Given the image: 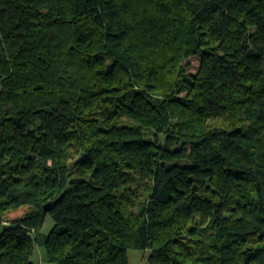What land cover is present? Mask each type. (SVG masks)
<instances>
[{"label": "trees", "instance_id": "obj_1", "mask_svg": "<svg viewBox=\"0 0 264 264\" xmlns=\"http://www.w3.org/2000/svg\"><path fill=\"white\" fill-rule=\"evenodd\" d=\"M36 244L264 264V0H0V264Z\"/></svg>", "mask_w": 264, "mask_h": 264}, {"label": "rangeland", "instance_id": "obj_2", "mask_svg": "<svg viewBox=\"0 0 264 264\" xmlns=\"http://www.w3.org/2000/svg\"><path fill=\"white\" fill-rule=\"evenodd\" d=\"M199 57L198 56H193L191 58L186 59L185 61H183V63L187 62L188 65L186 66V72L189 74H194V72L199 68ZM124 122H127V120H125ZM144 183H146V181H144ZM143 189V184H140V187L138 188L136 195L140 197V194L142 192ZM24 212H26V208H19L16 210H12L11 212H7L4 215V220L5 221H11L13 218H18L24 215ZM51 223V220L49 218V216L46 217L43 227L44 230L48 229L49 224ZM42 227V228H43ZM198 233L202 236L205 235V230L200 227L197 229ZM146 254L147 251H139V250H135V249H131L128 251L127 253V257H128V264H147L146 261Z\"/></svg>", "mask_w": 264, "mask_h": 264}, {"label": "crops", "instance_id": "obj_3", "mask_svg": "<svg viewBox=\"0 0 264 264\" xmlns=\"http://www.w3.org/2000/svg\"><path fill=\"white\" fill-rule=\"evenodd\" d=\"M52 223L49 224L48 229L44 230V227L40 230L41 235H47L50 229L52 228ZM32 264H52L48 263L44 258V250L39 244L33 246V252L29 258Z\"/></svg>", "mask_w": 264, "mask_h": 264}, {"label": "water", "instance_id": "obj_4", "mask_svg": "<svg viewBox=\"0 0 264 264\" xmlns=\"http://www.w3.org/2000/svg\"><path fill=\"white\" fill-rule=\"evenodd\" d=\"M55 202H56V201H55ZM55 202H54V203H55ZM50 205H51V204H47V205L43 208L44 211H47V210L50 208Z\"/></svg>", "mask_w": 264, "mask_h": 264}]
</instances>
